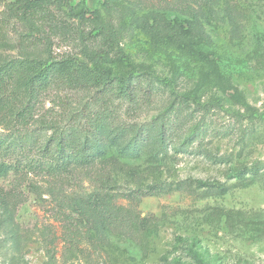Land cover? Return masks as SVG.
Masks as SVG:
<instances>
[{
	"label": "rangeland",
	"instance_id": "1",
	"mask_svg": "<svg viewBox=\"0 0 264 264\" xmlns=\"http://www.w3.org/2000/svg\"><path fill=\"white\" fill-rule=\"evenodd\" d=\"M14 1L0 68L81 85L0 90V264H264V0Z\"/></svg>",
	"mask_w": 264,
	"mask_h": 264
},
{
	"label": "trees",
	"instance_id": "2",
	"mask_svg": "<svg viewBox=\"0 0 264 264\" xmlns=\"http://www.w3.org/2000/svg\"><path fill=\"white\" fill-rule=\"evenodd\" d=\"M200 4L203 5H212V6H224L226 9H230V5L234 4V0H198ZM47 4V1L44 0H15L13 2V5H15V9L19 11L21 14L25 15H32L36 12L37 9L41 8L42 5ZM230 21L232 20L235 22L233 25V30L232 33H234V29H236V21L234 20L233 17H229ZM58 63L57 61H52V62H45V61H38L36 64L32 65L29 64L27 67L26 65L25 68L26 70L30 71L33 70L34 74L22 79H16L15 78V72L11 65L8 63L2 68H0V90L4 92V90L8 89H15L17 84H24L26 85L27 89L29 90L30 94L33 96L30 99V103H34L39 99V97L42 95L43 92L47 90L49 86L52 84H57V85H66L67 87H78L81 85V80L79 78V73H73L72 71L76 70L77 72L81 71L80 64H74V67L72 70L67 69L68 71L71 72H64L63 70L58 69ZM96 73L93 74V77L89 78L88 80L91 81L93 79H103L105 81H111V77L109 76L108 72H105L104 69H97L95 70ZM3 99V97H1ZM1 101V100H0ZM26 104L25 107H23L21 110L17 111V116L23 119V126L26 125V117L31 114L30 110V104ZM92 120L93 123H90L91 121L88 122L93 128V130L90 132L92 136H96L97 134L101 135L102 134V124L99 121L98 117L93 118ZM68 140V141H67ZM145 140V138H143ZM96 141V140H95ZM60 146L62 145L63 149H67L68 147H72L74 140L70 139L69 137L67 139H60ZM87 142L83 144L82 149H86L87 147ZM98 146L102 144V139L97 140ZM96 144V145H97ZM89 148H93V146H89ZM45 149V148H44ZM73 150V149H72ZM62 151V150H61ZM49 152H53L51 149ZM69 159V158H68ZM4 171L1 168L0 164V174L1 172ZM199 183L204 184L203 182L199 181ZM206 186V185H204ZM221 189V193L225 189ZM199 264H202L200 260H197Z\"/></svg>",
	"mask_w": 264,
	"mask_h": 264
}]
</instances>
